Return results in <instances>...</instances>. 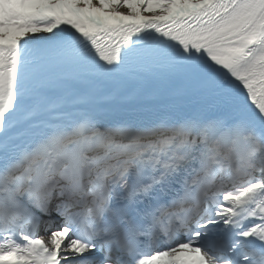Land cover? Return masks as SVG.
I'll list each match as a JSON object with an SVG mask.
<instances>
[{
	"label": "snow or ice",
	"instance_id": "6c2138e0",
	"mask_svg": "<svg viewBox=\"0 0 264 264\" xmlns=\"http://www.w3.org/2000/svg\"><path fill=\"white\" fill-rule=\"evenodd\" d=\"M0 264H264V0H0Z\"/></svg>",
	"mask_w": 264,
	"mask_h": 264
}]
</instances>
